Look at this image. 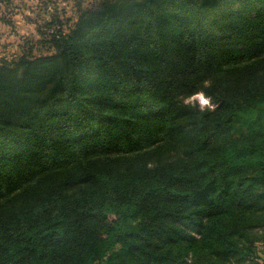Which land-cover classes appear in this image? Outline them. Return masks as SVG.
Wrapping results in <instances>:
<instances>
[{"label": "trees", "instance_id": "trees-1", "mask_svg": "<svg viewBox=\"0 0 264 264\" xmlns=\"http://www.w3.org/2000/svg\"><path fill=\"white\" fill-rule=\"evenodd\" d=\"M76 12L0 60V264L256 260L264 0ZM199 91L215 110L181 102Z\"/></svg>", "mask_w": 264, "mask_h": 264}, {"label": "rangeland", "instance_id": "rangeland-1", "mask_svg": "<svg viewBox=\"0 0 264 264\" xmlns=\"http://www.w3.org/2000/svg\"><path fill=\"white\" fill-rule=\"evenodd\" d=\"M94 1L9 0V4L0 2V60L12 62L23 53L24 49L32 47L31 45L35 47V56L47 54L46 47L45 50L40 49L42 39L37 31L38 26H44L52 19V14L59 15L63 22L71 20L73 23L77 19V7L86 8ZM254 232L256 233L251 237L257 240L256 260L246 264H264L263 231L255 229ZM187 264H191L190 260ZM216 264L226 263L222 261Z\"/></svg>", "mask_w": 264, "mask_h": 264}, {"label": "clouds", "instance_id": "clouds-1", "mask_svg": "<svg viewBox=\"0 0 264 264\" xmlns=\"http://www.w3.org/2000/svg\"><path fill=\"white\" fill-rule=\"evenodd\" d=\"M208 82L205 81V87H208ZM181 102L185 106H191L192 108H199L200 111H213L215 110V105L212 103L211 97L207 96L205 92L199 91L191 94L190 96L183 97Z\"/></svg>", "mask_w": 264, "mask_h": 264}]
</instances>
